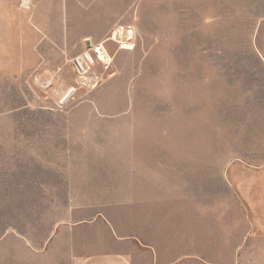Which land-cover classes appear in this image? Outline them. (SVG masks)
Returning <instances> with one entry per match:
<instances>
[{
    "label": "rangeland",
    "instance_id": "obj_1",
    "mask_svg": "<svg viewBox=\"0 0 264 264\" xmlns=\"http://www.w3.org/2000/svg\"><path fill=\"white\" fill-rule=\"evenodd\" d=\"M263 164L264 0H0L7 184L29 176L84 192L101 173L111 203L132 166L242 190ZM42 197L39 234L97 195Z\"/></svg>",
    "mask_w": 264,
    "mask_h": 264
},
{
    "label": "crops",
    "instance_id": "obj_2",
    "mask_svg": "<svg viewBox=\"0 0 264 264\" xmlns=\"http://www.w3.org/2000/svg\"><path fill=\"white\" fill-rule=\"evenodd\" d=\"M131 169L124 200L111 203L101 173L84 192L0 174V264H264V167L246 172L242 190L221 175ZM74 193L97 198L72 202L39 234V196Z\"/></svg>",
    "mask_w": 264,
    "mask_h": 264
},
{
    "label": "bare ground",
    "instance_id": "obj_3",
    "mask_svg": "<svg viewBox=\"0 0 264 264\" xmlns=\"http://www.w3.org/2000/svg\"><path fill=\"white\" fill-rule=\"evenodd\" d=\"M116 34H118V36H121L122 35V30L119 29L118 32H116ZM115 36L116 35H113L112 39L116 40ZM121 49H123V50H131L132 47L130 45H126L125 44ZM94 52L99 56L100 60L103 61V57L101 56L99 48H97Z\"/></svg>",
    "mask_w": 264,
    "mask_h": 264
}]
</instances>
